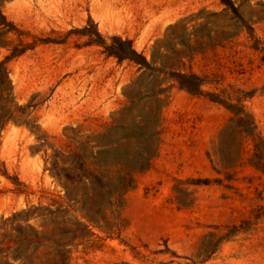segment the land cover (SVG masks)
I'll list each match as a JSON object with an SVG mask.
<instances>
[{"label":"rangeland","instance_id":"1","mask_svg":"<svg viewBox=\"0 0 264 264\" xmlns=\"http://www.w3.org/2000/svg\"><path fill=\"white\" fill-rule=\"evenodd\" d=\"M236 4L241 17L220 0H0V89L32 103L36 127L0 131V237L2 223L37 226L51 242L31 247L32 264H264V172L233 119L251 113L264 137V0ZM85 25L107 41L131 38L158 66L198 73L201 92L107 55ZM13 46L25 50L11 56ZM159 81L149 166L131 177L115 163L142 145L131 127L87 147L85 171L66 127L100 131L127 95L135 103L122 118L133 125L155 107L145 96ZM54 166L71 169V191Z\"/></svg>","mask_w":264,"mask_h":264},{"label":"trees","instance_id":"2","mask_svg":"<svg viewBox=\"0 0 264 264\" xmlns=\"http://www.w3.org/2000/svg\"><path fill=\"white\" fill-rule=\"evenodd\" d=\"M220 2L225 5L224 8L226 10L231 11L236 16H240L236 0H220ZM246 26L251 28V26L248 24ZM84 30L85 34L89 36V43H98L102 45L103 51L107 55L115 56L118 61L128 59L138 64L140 69H147L151 71L155 76L162 74L164 78H167L168 80L171 79L180 88L185 89L190 93L201 92V86L204 83V79L198 73L170 69L167 66H158L153 57L152 59H148L142 51H138L134 47L132 39L129 37L112 35L110 36V40L107 41L105 37L98 31L97 27L92 30L89 29V25H85ZM24 50L25 49H20L17 46H13L9 55L15 56L22 53ZM3 68L4 62L1 61L0 70ZM135 83H138V80L132 81L131 84L133 85ZM162 83L163 81H159L157 85H153V87L148 90V93L145 96L150 102L155 104V107L146 118L144 117L137 120V122L133 125L129 124L128 121L123 120L122 118L125 111L133 107V104L135 103V96L127 95L129 102L122 110L118 111L120 117H116L111 124L106 125L100 131L84 132L79 125L66 127L68 130L66 136L70 144L74 145V147L77 149L74 153L81 159L82 166L85 171L89 165L85 155V149L87 147H105L107 145L106 140L110 136L109 134L111 131L128 132L132 129L131 127H137L140 129L143 138L140 141L142 145L138 146L134 153L126 154L123 159H117L115 163L121 166L120 171L124 176L131 177H133L135 172L142 171L149 166L151 158L153 157L159 144L160 112L162 106L164 105V99L161 95L165 93V87L162 86ZM31 105L32 103L30 102L24 104L18 103L10 88L1 87L0 131L9 121H14L19 124H26L30 126L32 130L36 129L35 125L30 123V120L28 119L31 114V111L28 108ZM234 113L233 119L237 121V125L240 128L241 133H245L246 136L251 137L254 141L253 151L250 156V164L256 169L264 172V137L257 130V124L253 115L251 113L245 112L244 110ZM130 137L137 139L140 138L136 135H130ZM131 156L133 157L131 158ZM109 164V159L99 157V162L97 165L104 167ZM54 169L55 176L60 179L68 192L71 191V187L75 182V177L71 169H69L67 166H63L61 168L54 166ZM89 177L90 176L86 173L82 174V178L85 182L89 180ZM102 186L105 187L107 185L104 184ZM20 212H16L14 216L19 215ZM2 224H5V226L9 225L10 230L7 232L9 239H6L7 235L5 232H2L4 237H0V264H32L31 261H33V258H31V254L29 252L31 247H39L51 242V239L47 237L44 232L31 223H27L26 226H21L18 223ZM26 228H28L29 231H27ZM57 245L64 247L67 245V243H57ZM17 261L18 263H16ZM61 264H70L69 257L66 256L65 259H63V263Z\"/></svg>","mask_w":264,"mask_h":264}]
</instances>
